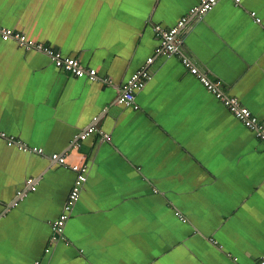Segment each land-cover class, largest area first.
Masks as SVG:
<instances>
[{
	"label": "crops",
	"instance_id": "crops-1",
	"mask_svg": "<svg viewBox=\"0 0 264 264\" xmlns=\"http://www.w3.org/2000/svg\"><path fill=\"white\" fill-rule=\"evenodd\" d=\"M201 1L0 0L1 24L102 78L76 76L0 36V129L44 150L0 138V264H254L264 256V142L183 62L264 121V0H222L186 24L179 54H159L154 26H174ZM138 70L152 75L138 107L119 105ZM92 125L112 139L93 133L76 147ZM65 152L63 163L49 157ZM75 164L87 166L88 179L47 251ZM29 177L38 189L21 201Z\"/></svg>",
	"mask_w": 264,
	"mask_h": 264
},
{
	"label": "built area",
	"instance_id": "built-area-1",
	"mask_svg": "<svg viewBox=\"0 0 264 264\" xmlns=\"http://www.w3.org/2000/svg\"><path fill=\"white\" fill-rule=\"evenodd\" d=\"M220 2H222V0H202L199 4L192 6L174 26L167 27L162 24H156L154 26V32L161 40L158 48L159 54L162 56L179 54L181 52V46L185 41L182 30L186 24L195 17L204 18ZM241 2L242 0H234V7H239ZM0 36L5 42L18 44L25 50H38L47 54L56 66L72 72L76 76L87 77L93 82L102 79L95 67L88 66L80 58L63 55L61 51L55 49L51 45L35 42L30 39L26 33L11 26L0 23ZM154 58V56H150L147 60L148 63H152ZM183 62L191 69L192 73L200 80L208 91L214 93L230 109L231 113L239 118L246 127L251 129L256 136L264 142V121L259 119V117L248 106L244 105L237 96L229 95L222 91L220 87L208 76V74L198 65L193 63V61L189 58L183 57ZM151 78L152 75L147 71H136L126 82L122 84L117 103L121 106L133 105L137 108L138 106L135 104L136 94L144 88L146 83ZM105 81L108 80L105 79ZM109 107V105H106L105 109H109ZM93 133H98L102 139L107 141L112 139L111 134L107 133L103 128L92 125L77 135L75 146L81 147L82 141L91 136ZM0 138L6 140L7 144L10 146H16L25 151L44 154V150L42 148L30 146L28 142L17 138L14 135L7 134L5 130L0 129ZM66 156H68V152L63 154L53 153L49 157L52 160H57L63 163L66 161ZM73 168L77 172V179L72 187L63 212L54 222L55 234L50 242V246L47 248V251H50L52 245L57 241V238L63 235L66 223L71 216V211L73 210L76 202L79 200L81 191L88 179L87 166L75 164ZM38 185L39 181L36 178L29 177L18 189V198L21 201L25 200L32 192L38 189ZM35 264H40V262L37 261ZM254 264H264V256L260 257Z\"/></svg>",
	"mask_w": 264,
	"mask_h": 264
}]
</instances>
